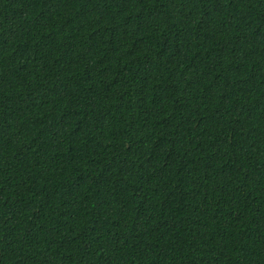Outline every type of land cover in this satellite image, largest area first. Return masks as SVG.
Returning <instances> with one entry per match:
<instances>
[{
    "label": "trees",
    "instance_id": "16d2710c",
    "mask_svg": "<svg viewBox=\"0 0 264 264\" xmlns=\"http://www.w3.org/2000/svg\"><path fill=\"white\" fill-rule=\"evenodd\" d=\"M0 264H264V0H0Z\"/></svg>",
    "mask_w": 264,
    "mask_h": 264
}]
</instances>
